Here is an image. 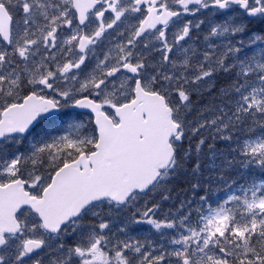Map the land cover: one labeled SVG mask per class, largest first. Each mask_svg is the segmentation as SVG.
I'll list each match as a JSON object with an SVG mask.
<instances>
[{
  "label": "snow or ice",
  "instance_id": "1",
  "mask_svg": "<svg viewBox=\"0 0 264 264\" xmlns=\"http://www.w3.org/2000/svg\"><path fill=\"white\" fill-rule=\"evenodd\" d=\"M0 264H264V0H0Z\"/></svg>",
  "mask_w": 264,
  "mask_h": 264
}]
</instances>
